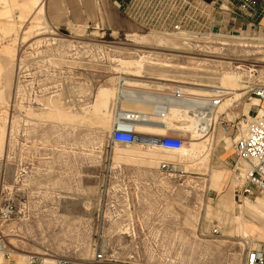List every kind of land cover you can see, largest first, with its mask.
Instances as JSON below:
<instances>
[{"label": "rangeland", "instance_id": "obj_1", "mask_svg": "<svg viewBox=\"0 0 264 264\" xmlns=\"http://www.w3.org/2000/svg\"><path fill=\"white\" fill-rule=\"evenodd\" d=\"M67 2L0 0V208L12 207L0 221V264L31 253L90 264L94 242L108 264H241L246 248L264 244V194L237 203L230 167L213 153L232 150L230 134L204 131L177 104L161 118L157 98L214 85L238 97L242 77L264 81V37L222 32L197 48L147 25L162 2L106 0L123 29L70 17ZM117 110L150 113L138 130L183 146L110 143ZM161 159L176 169L160 170Z\"/></svg>", "mask_w": 264, "mask_h": 264}, {"label": "built area", "instance_id": "obj_2", "mask_svg": "<svg viewBox=\"0 0 264 264\" xmlns=\"http://www.w3.org/2000/svg\"><path fill=\"white\" fill-rule=\"evenodd\" d=\"M143 3H163L164 13L148 19L147 25L155 24L156 30L172 29L171 32L179 34L184 42L193 44L197 48L209 49L212 37L223 35L218 29L212 27L211 12L215 8L230 9L232 3L237 2V8L241 13H247L255 4V0H140ZM138 22L145 24L143 18ZM155 29V28H153ZM165 31V30H164ZM228 36V35H227ZM247 37V36H245ZM195 38V39H194ZM238 97L230 95L227 89L211 92L207 95L191 94L181 88L173 87L163 90L164 97H170L176 101L189 98L187 109L198 120L208 123V130L219 128L229 133L231 147L236 155L230 165V181L233 198L237 203L254 201L259 194H264V81L254 74L240 79ZM170 100L159 104L165 107L164 112L159 111L158 116H167V108ZM227 101V102H226ZM248 103L247 112L242 111L243 104ZM224 104V105H223ZM234 117H228L229 113ZM154 115V114H153ZM152 115V116H153ZM150 113L132 110H117L110 125V143L129 145L138 136L134 129V122H151ZM160 150L177 152L184 144V139L178 135L162 133L157 137ZM158 167L163 171L175 170V163L167 159H161ZM12 214L10 203L6 202L0 208V221H6ZM218 232V227L212 228ZM100 245L92 243L90 264H108L102 257ZM1 249V245H0ZM99 250V251H98ZM25 264H42L43 258L37 254H28ZM53 264H76L65 259H53ZM241 264H264V244L246 248Z\"/></svg>", "mask_w": 264, "mask_h": 264}, {"label": "crops", "instance_id": "obj_3", "mask_svg": "<svg viewBox=\"0 0 264 264\" xmlns=\"http://www.w3.org/2000/svg\"><path fill=\"white\" fill-rule=\"evenodd\" d=\"M67 1V4H64L68 8L70 17L82 16L86 20H90V22L94 20L102 23L107 29H123L127 27V23L124 21L120 11L111 6L109 8L106 0ZM204 1L209 2L210 0ZM228 7L230 9L215 8L212 10L211 19L213 28L228 34L264 37V0H255L254 6L247 13H241L238 10L237 2L232 3ZM247 109L246 107H242L243 112ZM213 153L216 155L217 160L229 167L234 162V157H236L233 149L220 148L218 150L215 149ZM226 195L230 197V191ZM227 197L225 195L222 197L225 200L221 202L223 207L226 206Z\"/></svg>", "mask_w": 264, "mask_h": 264}, {"label": "bare ground", "instance_id": "obj_4", "mask_svg": "<svg viewBox=\"0 0 264 264\" xmlns=\"http://www.w3.org/2000/svg\"><path fill=\"white\" fill-rule=\"evenodd\" d=\"M34 1H36V0H34ZM213 82H214V80H213ZM203 86H205V85H203ZM207 87V86H206ZM210 87H213V89H211L212 91H218V90H222V89H227V90H229L228 92L230 93V95L232 96L233 95V92L232 91H234L232 88H229V87H223V86H218V85H214V86H210ZM205 88V87H204ZM209 89V88H208ZM199 91H201V92H206V93H208V94H210V91L211 90H207V88H205V89H198ZM119 92L120 91H118V93H117V95L119 96ZM158 100H164V101H167V100H170L169 102H171L170 104H177V105H180V106H183V107H187V105L188 104H190V100H189V98H184L183 100L181 99V100H178V101H176V100H174V99H171L170 97H164V94L162 93V95L160 94V95H158V98H157ZM264 104V103H263ZM197 119V118H196ZM197 121L200 123V128L201 129H205L204 131H207L208 130V123L207 122H202V121H200V120H198L197 119ZM134 125V129H135V131H136V133L137 134H148V133H143V132H140L139 130H138V125H137V123L136 122H134L133 123ZM148 135H150V134H148ZM158 136H160V135H150V137H146V138H140V137H136L135 138V140L133 141V143L132 144H134V143H137V142H140V143H144V144H147V145H149V146H154V147H158V143H156V144H154L153 142L154 141H157V137ZM212 136V135H211ZM131 144V145H132ZM130 146V145H129ZM175 168H176V166H175ZM230 191V190H229ZM231 193V192H230ZM245 204H253V205H255V203H254V201H245ZM43 258V262H42V264H46L47 262H46V259L47 258H44V257H42Z\"/></svg>", "mask_w": 264, "mask_h": 264}]
</instances>
